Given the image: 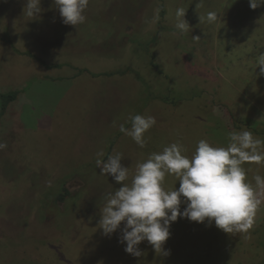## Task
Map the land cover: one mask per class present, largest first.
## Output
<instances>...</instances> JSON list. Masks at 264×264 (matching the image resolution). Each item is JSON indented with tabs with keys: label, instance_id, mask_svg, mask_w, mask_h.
Segmentation results:
<instances>
[{
	"label": "rangeland",
	"instance_id": "obj_1",
	"mask_svg": "<svg viewBox=\"0 0 264 264\" xmlns=\"http://www.w3.org/2000/svg\"><path fill=\"white\" fill-rule=\"evenodd\" d=\"M26 3L0 0V93L20 92L0 119V264H264V204L247 232L179 218L169 255L147 241L140 257L126 253L119 230L99 228L103 197L121 185L96 164L100 151L105 161L120 153L130 181L136 164L172 143L191 156L201 139L227 147L231 132L264 139V7L89 0L86 22L73 26L54 0H41L36 16ZM180 7L187 32L175 27ZM208 11L216 22H201ZM136 114L157 121L144 147L119 130ZM243 167L253 184L264 177V162ZM164 186L179 180L167 175Z\"/></svg>",
	"mask_w": 264,
	"mask_h": 264
},
{
	"label": "clouds",
	"instance_id": "obj_2",
	"mask_svg": "<svg viewBox=\"0 0 264 264\" xmlns=\"http://www.w3.org/2000/svg\"><path fill=\"white\" fill-rule=\"evenodd\" d=\"M62 21L77 26L86 22L85 11L89 0H54ZM41 0H27L26 14L38 15L42 9ZM199 0L197 9L202 7ZM251 9L264 7V0H249ZM183 7L176 10L175 27L181 32L190 29ZM214 23L216 11L200 16L201 22ZM194 39H200L194 37ZM260 75H264V53L257 58ZM131 128L120 125V132L130 136L140 147H144L145 133L157 121L153 116L136 114L130 117ZM7 147L0 143V150ZM187 149L179 143H172L161 152H153L146 161L135 165V173L129 176L131 168L122 164V154L109 155L101 159L103 151L97 153L96 164L101 174L110 175L121 187L106 193L101 207L99 228L105 237L120 231L119 242L124 251L134 257L143 255L139 245L147 241L154 251L162 256L170 254L164 248L170 238V228L179 218L215 226L226 233L247 232L254 224L258 209L264 204V177L254 176L255 183L248 180L250 169L246 163L264 162V139L251 131L241 130L229 133L227 147L198 141L195 152L189 156ZM167 175L179 180V188H165ZM185 205L181 211V205ZM123 225V227H121Z\"/></svg>",
	"mask_w": 264,
	"mask_h": 264
},
{
	"label": "trees",
	"instance_id": "obj_3",
	"mask_svg": "<svg viewBox=\"0 0 264 264\" xmlns=\"http://www.w3.org/2000/svg\"><path fill=\"white\" fill-rule=\"evenodd\" d=\"M161 9H162V13H161L162 14V17H164V15H165V7H164V5L161 6ZM157 39L158 38L156 37L155 40H157ZM26 55L27 56H30L31 58L36 59V57L33 56V55H31V54H26ZM58 67H60V66H57L56 68H58ZM48 68H50V67L48 66ZM86 72H87L86 70H80V71H78V75L85 74ZM19 95H20V92L19 91H10L8 93H0V119L5 114L8 106L11 103H13L14 101H16ZM180 231H184V230L183 229H180Z\"/></svg>",
	"mask_w": 264,
	"mask_h": 264
}]
</instances>
